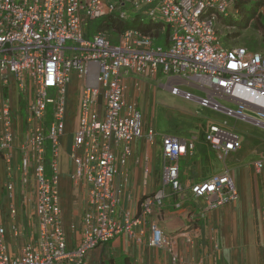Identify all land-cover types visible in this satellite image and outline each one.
<instances>
[{"label": "built area", "instance_id": "2783aa9c", "mask_svg": "<svg viewBox=\"0 0 264 264\" xmlns=\"http://www.w3.org/2000/svg\"><path fill=\"white\" fill-rule=\"evenodd\" d=\"M230 4L235 5V0H0V83L6 87L15 81L28 96L25 113L8 100L1 104L0 151L6 163V189L11 196L17 193L13 161L19 150L20 180L23 186L36 189L38 218L35 238L17 255L9 252L6 229L0 227V264H87L91 249L120 234L141 240L153 208L165 205L166 188L175 195L184 190L180 159L194 148V142L164 134L160 187L143 197L136 212L118 210L123 185L116 184L117 176L125 168L122 173L127 180L129 162L141 159L135 142L142 139L153 146L158 137L155 127L145 124L137 99L128 95L129 72L143 76L161 68L205 93L196 96L170 84L173 94L264 126V50L239 44L226 47L218 41L217 23L229 15ZM131 8L138 13L146 9L149 19L164 23V29L170 30L167 47L135 28L112 36L102 31L89 35L94 19L116 11L126 19ZM74 71L82 87L72 174L84 187L86 210L79 245L70 247L63 222L59 158L69 113L67 87ZM245 109L256 111L260 118L248 116ZM206 140L224 163L242 147L240 135L226 121L213 124ZM144 158L147 184L153 167L148 152ZM254 165L261 171L264 160ZM190 189L205 201L204 211L240 197L227 166ZM11 213L15 216L16 209ZM150 230L149 244L167 248L173 264H184L159 225L151 224ZM20 233L15 223L13 234ZM196 236L189 234L187 239L192 243Z\"/></svg>", "mask_w": 264, "mask_h": 264}, {"label": "crops", "instance_id": "0c3cea01", "mask_svg": "<svg viewBox=\"0 0 264 264\" xmlns=\"http://www.w3.org/2000/svg\"><path fill=\"white\" fill-rule=\"evenodd\" d=\"M164 77L168 78L166 83L163 82ZM127 83L129 97L137 99L139 109L141 111L145 109L146 112H149L153 103L154 90L157 86L162 85L169 89L170 84L178 86L182 83L188 84L181 78L164 73L161 68L154 74L143 76H136L129 72ZM74 84L71 87L68 84L67 87L69 113L65 133L61 137L62 145L59 158L63 222L70 247L79 245L86 210L84 187L75 182L72 174L75 167L72 154L74 136L78 126L77 114L82 81L77 80ZM4 100H8L13 107L20 110L22 103H27L28 96L19 89L15 81L6 87L0 83V109ZM157 133V143L153 146L142 139L135 142L136 156L141 159L139 163L131 159L127 180L122 173L125 168H121V173L116 179L117 185H123L121 186L123 189L122 201L118 210L123 208L136 212L139 209L140 200L160 187L161 174L155 168V151L158 146H162L163 134L158 131ZM236 133L238 132L236 131ZM2 134L3 125L0 120V140ZM181 138L194 142V148L180 159L191 165L188 172L184 173L181 169L184 190L175 195L170 187L166 188L168 197L165 199V205L163 208L157 206L153 208L146 225L145 235L141 240H137L128 233L120 234L109 242L91 249L87 255V264H101L102 260L108 262L111 259L116 264H173L167 248L152 247L149 244L150 225L153 223H157L164 234L171 239L184 264H264V169L262 173L257 172L255 161H250L246 157L249 147L242 142L241 136L242 147L238 151L230 153L221 168L214 164L215 156L209 152V148L213 149L218 159L219 157L217 151L207 140V143L202 142L198 148L195 138ZM258 144L259 146L264 145V140L261 138ZM145 152H148L153 167L147 184L143 180L146 163ZM260 153H262L261 149ZM47 156L49 162L51 160L49 148ZM228 159H232V166L228 165ZM260 159L264 160V157H260ZM13 162L16 168L17 193L11 196L6 189V163L3 153L0 151V227L6 229L9 252L17 255L29 240L35 238L37 233V194L35 187L23 186L21 183L22 174L18 170L19 163H21L19 150H16ZM226 166L239 189V199L236 202L200 212L197 206L185 197L184 193L191 190L192 184L224 172ZM181 203L182 205L177 206ZM13 208L16 209L15 216L11 213ZM15 223L22 230L18 236L13 234ZM136 231L139 233L140 227ZM197 233L198 236H196ZM189 234L196 236L192 243L187 239Z\"/></svg>", "mask_w": 264, "mask_h": 264}, {"label": "rangeland", "instance_id": "374dc122", "mask_svg": "<svg viewBox=\"0 0 264 264\" xmlns=\"http://www.w3.org/2000/svg\"><path fill=\"white\" fill-rule=\"evenodd\" d=\"M128 8H130V4ZM227 11L229 12L228 16L234 15L235 5L230 4ZM261 11L264 17V8ZM131 13L136 14L138 13V11L136 9L131 8ZM228 16H223V18H227ZM101 22L102 21L100 18L93 22H90V26H88V29H94ZM217 24V36L219 43L226 47H229L230 45H235L230 39L227 38V33L229 31H233L234 29L228 28L225 24H221V22H218ZM249 38H252V40L256 38L257 43L260 42L263 46L262 49L264 50L263 25L259 26L258 28L255 27L254 24L250 25L248 28L243 30L242 35L236 40H240L239 42H242L240 44H244L243 40H248ZM155 39V44H160L163 47H167L166 36L164 31L159 36V38ZM77 80L78 75L74 71L71 77V82L69 83L70 87L71 85H75L74 82ZM167 80V77L163 78L164 83H166ZM179 87L183 91H190L196 96H203L205 94L200 89L188 85L186 83H182ZM220 101L224 104H228L230 107H236L235 104H231L226 99H220ZM144 110L142 111L144 115L145 124H147L148 126H150L151 124L154 125L157 131L163 135L166 133H173L175 135L188 139L195 138L198 148L202 145V142L207 143L205 136L209 128L213 124L224 123V121H226L227 127L230 129H234L235 132L237 131L241 136L242 142L249 147V152L246 157L250 161L260 160V157H264V154H262L264 151V145L262 144L261 146H259L258 144L260 143L261 138L264 140V126H259L254 124L253 122L245 121L242 119H238L234 116L227 115L225 112L214 110L211 107L203 106L198 101L186 99L182 95L173 94L170 89L163 87L162 85L157 86L154 90L153 103L151 104L149 112H146V110ZM245 113L252 118H260L259 114L254 110L245 109ZM72 116L74 117L73 114ZM259 147L262 153H260ZM209 152L213 156H215V159L213 160L214 164H216L217 167L221 168L223 166L224 161L216 157L213 149L209 148ZM155 155V168L156 171L161 174L163 167L162 146H158L157 150L155 151ZM228 165H233L232 159H228ZM190 167L191 165L186 164L185 160H180V169H182L184 173L188 172ZM208 169L210 170L211 168ZM257 172L262 173V170H257ZM184 195L189 199V201H191L197 206V209L200 212L203 211V207L205 206V201L203 200V198L194 196L191 190L185 192Z\"/></svg>", "mask_w": 264, "mask_h": 264}, {"label": "trees", "instance_id": "16d2710c", "mask_svg": "<svg viewBox=\"0 0 264 264\" xmlns=\"http://www.w3.org/2000/svg\"><path fill=\"white\" fill-rule=\"evenodd\" d=\"M263 8L264 0H235L234 15L228 16L227 18L229 19L223 17L220 19L221 24H225L228 28L234 29L233 31H229L227 33V38L230 39L234 44L244 45L252 50H262L263 46L260 42L257 43L256 38H254V40H252V38H249L248 40L244 39V44H240L242 42H239L240 40L237 41L236 39L242 35L243 30L252 24H254L257 28L261 25L264 26V17L261 11ZM146 11L147 10L144 9V11L141 13H131L129 18L126 19L121 18L118 11L107 16L99 17L102 22L94 29L91 28L89 30V35L98 31H102L109 35H117L125 32L127 29L135 28L143 31L145 34L159 38V36L164 31L166 36V44H168L170 30L168 28L164 29L163 22L152 21L149 19ZM99 18H96L93 21ZM25 106L26 104L22 103V113H25ZM142 199L140 200V203ZM101 264H116V262L113 259L109 260L108 262L102 260Z\"/></svg>", "mask_w": 264, "mask_h": 264}, {"label": "clouds", "instance_id": "9594fccd", "mask_svg": "<svg viewBox=\"0 0 264 264\" xmlns=\"http://www.w3.org/2000/svg\"><path fill=\"white\" fill-rule=\"evenodd\" d=\"M90 26V25H89ZM89 30V29H88ZM92 34V33H91ZM112 36V35H111Z\"/></svg>", "mask_w": 264, "mask_h": 264}]
</instances>
